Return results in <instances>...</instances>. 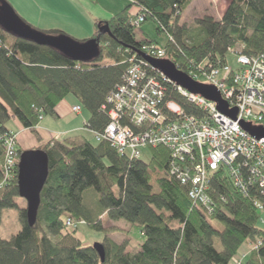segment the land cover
Returning <instances> with one entry per match:
<instances>
[{
    "label": "trees",
    "instance_id": "1",
    "mask_svg": "<svg viewBox=\"0 0 264 264\" xmlns=\"http://www.w3.org/2000/svg\"><path fill=\"white\" fill-rule=\"evenodd\" d=\"M192 1L127 0L128 5L119 13L94 23L91 39L98 38L99 55L88 63L73 62L0 27V184L5 137L15 134L18 163L24 151L16 149L19 130L39 141L40 122L47 116L55 117L57 105L67 96H73L88 113L85 126L89 130L64 133L36 148L48 156V178L33 227L27 224L25 207L17 203L15 165L12 177L0 189V221L1 211L17 209L21 230L9 240L0 238V264H231L242 247L251 249L243 264H264V224L259 222L263 215L252 205L253 200H259L264 209L260 194L250 192V197H244L219 169L208 187L214 203L209 215L189 198L191 183L183 185L171 173L173 164L187 169L188 157L180 162L162 144L138 148V157L121 155L107 140L96 139L110 121L107 110L102 109L106 98L122 84L128 61L143 45H157L144 33L142 40L136 39L132 21L139 17L143 21L138 26L152 22L158 34L169 37L162 47L163 58L185 74L190 63L223 66L227 53L237 54L233 51L237 45L242 48L239 54L264 55V0H230L218 20L210 15L200 17L189 33L181 16ZM103 24L108 25L110 35L99 36L98 28ZM45 33L62 35L60 31ZM104 60L110 64L102 65ZM137 60L142 59L137 56ZM147 70L158 76L152 68ZM163 86L165 101L177 103L188 116L206 118L204 110L177 93L174 84ZM119 124L140 134L126 118ZM143 150L148 151L146 160L141 158ZM87 189L98 197L95 218L83 205ZM103 216L108 223L140 226L144 242L130 253L128 239L118 243L106 236L99 243L105 255L101 262L91 245L81 244L72 234L81 225L95 232H119L113 224L105 227ZM67 220H71L70 226ZM215 239L221 245L219 251L214 247Z\"/></svg>",
    "mask_w": 264,
    "mask_h": 264
},
{
    "label": "built area",
    "instance_id": "2",
    "mask_svg": "<svg viewBox=\"0 0 264 264\" xmlns=\"http://www.w3.org/2000/svg\"><path fill=\"white\" fill-rule=\"evenodd\" d=\"M136 22H142V18ZM149 46V50L142 52L155 59L164 57L161 48ZM236 62L238 67L234 71L227 65L217 67L203 62L194 66L190 63L187 74L197 83L214 86L228 108L237 109L236 120L218 112L215 103L176 86L177 93L204 110L207 116L205 119L192 116L170 118L167 114L177 107L165 101L163 83L171 82L153 69L158 76L148 73V64L137 60V55H134L128 61L122 84L106 98L110 106L107 111L110 121L102 135L96 134V139L107 140L121 155L138 157V148L147 144H162L180 162L188 157L187 169L182 170L173 164L171 173L183 185L191 183L189 198L209 215L214 210V203L207 194L208 187L212 175L219 169L228 174L234 187L244 197H250V192L264 197V139L249 135L240 124L264 126V55L248 57L239 54ZM111 108L115 111H111ZM71 110L79 114L81 107L77 105ZM121 111L128 117L122 115ZM131 114L135 122L129 118ZM122 118L128 119L131 125L144 124L149 129L134 134L129 127L120 126L119 120ZM4 144V178L0 189L12 177L15 169V134L6 136ZM252 205L259 212L264 210L259 200H253ZM259 222L264 223L262 218ZM71 224V220H67L66 225ZM235 264L242 263L235 261Z\"/></svg>",
    "mask_w": 264,
    "mask_h": 264
},
{
    "label": "rangeland",
    "instance_id": "3",
    "mask_svg": "<svg viewBox=\"0 0 264 264\" xmlns=\"http://www.w3.org/2000/svg\"><path fill=\"white\" fill-rule=\"evenodd\" d=\"M15 13L26 22L31 28L45 33L46 28L55 27L59 30H63L64 36L71 38L78 42H85L91 39L93 35L94 23L98 20H108L115 13L117 14L121 9L123 10L127 5V0H5ZM230 0H193L191 5L182 13L181 21L185 23L189 33H192L196 28V21L200 17L205 15L212 16L215 20H218L225 8L228 6ZM43 8V10H41ZM51 8V9H50ZM131 12H134L132 9ZM218 18V19H217ZM93 30V31H92ZM143 33L146 34L149 39L153 40L159 47H163L167 44L168 38L164 33L158 34L155 31V24L152 22H146L135 29V37L138 40H142ZM47 34V33H45ZM49 35V34H47ZM239 45L235 46L234 52L239 54L241 52ZM102 65L110 64L109 61L104 60ZM226 64L231 69L238 67L236 62V55L229 52L226 57ZM190 66V65H189ZM64 102L68 105L76 103V99L69 95L65 98ZM73 113V112H72ZM74 114V113H73ZM88 119V113L83 110L80 114H74L63 121H58L57 118L47 116L42 121V126L52 133L53 136H61L63 132H89L86 128L85 121ZM10 129L14 130V127L9 125ZM78 128V129H76ZM80 128V129H79ZM23 137V136H22ZM27 139V140H26ZM22 143H18L17 150H31L35 146L37 140L30 133H26V137L21 138ZM95 143L94 141H92ZM148 151L143 150L141 158L146 160ZM83 205L90 211L93 218L99 214V205L97 194L92 189H87L82 196ZM19 207H25V201L21 199L17 200ZM263 215L261 218L264 221V210L259 212ZM102 223L105 227L115 225L119 228V232H95L86 226H79L78 230L72 234L74 239L79 241L83 245H93L102 242L107 236L108 238L121 243L123 240H129V246L127 252L134 253L137 250V246L144 242V238L141 233V228L138 225H131L123 221L117 223H108L106 216L101 217ZM264 224V223H263ZM21 230L17 209H6L1 211L0 221V238L3 240H9L12 236L17 234ZM214 247L219 251L221 245L218 239L214 241ZM251 249L242 247L238 255L234 258L231 264H235V261H241L246 258V255ZM243 264V263H242Z\"/></svg>",
    "mask_w": 264,
    "mask_h": 264
},
{
    "label": "water",
    "instance_id": "4",
    "mask_svg": "<svg viewBox=\"0 0 264 264\" xmlns=\"http://www.w3.org/2000/svg\"><path fill=\"white\" fill-rule=\"evenodd\" d=\"M0 27L1 29L21 40L31 42L38 46L51 48L66 59L73 62L88 63L99 55L98 38L85 42L72 40L64 35L51 36L37 31L25 24L11 8L10 5L0 2ZM99 36L110 35L107 24L98 28ZM151 68L162 74L172 84L181 87L188 93L199 95L207 101L216 104V109L221 114L236 120L237 109H229L222 99L219 91L210 85H204L192 80L187 74L178 70L173 63L166 59H154L140 52H135ZM242 129L249 135L264 139V126H252L249 123H240ZM48 178V156L41 149L23 151L17 163L18 197L26 203V220L29 227L36 223L37 212L40 205V194ZM92 248L98 254L100 261H104V250L101 244L96 243Z\"/></svg>",
    "mask_w": 264,
    "mask_h": 264
},
{
    "label": "crops",
    "instance_id": "5",
    "mask_svg": "<svg viewBox=\"0 0 264 264\" xmlns=\"http://www.w3.org/2000/svg\"><path fill=\"white\" fill-rule=\"evenodd\" d=\"M51 9V8H50ZM41 10H43V8H41ZM122 10V9H121ZM120 10V11H121ZM119 11V12H120ZM118 12V13H119ZM115 15H116V13H115ZM114 16V15H113ZM218 19V18H217ZM94 27V26H93ZM46 29H48V30H46V32H48V31H60L61 33H62V35H65V34H63V30H59V28H55V27H49V28H46ZM93 30H95V29H93ZM92 30V31H93ZM94 33V32H93ZM92 37V36H91ZM65 100V99H64ZM64 100H62L58 105H57V107H56V109H55V113H56V115H55V117H53V118H57V120L58 121H63L64 119H66V118H69V116H71V115H74L73 113H72V107H74V106H76V105H78V103H77V101H76V103H74V104H72V105H68V104H66L65 102H64ZM43 120H44V118H43ZM42 120V121H43ZM88 120V119H87ZM87 120H84L83 119V121H85V122H87ZM42 121L40 122V124H39V126L37 127V132H38V134H39V137H40V139H39V141H37L36 142V144H35V146L34 147H32V149H36L37 147H39V146H41V145H43V144H45V143H48L50 140H52L53 138H57V136H53L52 135V133L51 134H49L48 133V131L47 130H45L44 129V126H42ZM15 128H16V125H15ZM76 129H78V128H76ZM80 129V128H79ZM75 131H78V130H75ZM19 140H18V143H22L23 144V142H21V138H23V137H26V133H27V131H21V130H19ZM64 133H69L68 131L66 132H63V134ZM28 134V133H27ZM23 136V137H22ZM60 136V135H59ZM27 140V139H26Z\"/></svg>",
    "mask_w": 264,
    "mask_h": 264
},
{
    "label": "bare ground",
    "instance_id": "6",
    "mask_svg": "<svg viewBox=\"0 0 264 264\" xmlns=\"http://www.w3.org/2000/svg\"><path fill=\"white\" fill-rule=\"evenodd\" d=\"M140 18V17H139ZM142 18V17H141ZM142 21H143V18H142ZM132 24H134L136 27H138V25L140 24V23H138V22H133L132 21ZM150 49V46H149V44L147 45V44H145V45H143L141 48H140V53L141 54H143V55H146L145 53H143L142 51H144V50H149ZM161 50V53L162 54H165L164 53V50L163 49H160ZM145 62V61H144ZM146 63V62H145ZM169 103H172L173 105H175L176 107H177V109L176 110H174L173 112H171V113H168L167 114V116L168 117H170V118H173V117H187L188 115H186L185 113H184V111L182 110V108L177 104V103H175V102H173V101H170ZM103 110H107L108 111V109H107V106H104L103 108H102ZM111 111H115L113 108H111L110 109ZM74 113V112H73ZM75 114V113H74ZM121 114L122 115H124V116H127L126 115V113L124 112V111H121ZM128 117V116H127ZM129 118H131L132 120H133V122H135L136 120H135V118H134V115L133 114H131L130 116H129ZM108 125V124H107ZM135 129L137 130V131H145V130H148L149 128L146 126V125H144V124H136L135 123Z\"/></svg>",
    "mask_w": 264,
    "mask_h": 264
}]
</instances>
